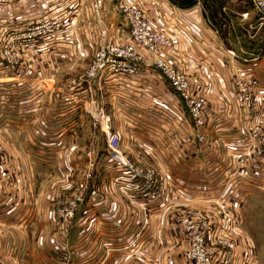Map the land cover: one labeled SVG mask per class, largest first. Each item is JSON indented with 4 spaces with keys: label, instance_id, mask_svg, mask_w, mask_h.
Wrapping results in <instances>:
<instances>
[{
    "label": "crops",
    "instance_id": "1",
    "mask_svg": "<svg viewBox=\"0 0 264 264\" xmlns=\"http://www.w3.org/2000/svg\"><path fill=\"white\" fill-rule=\"evenodd\" d=\"M94 1L0 7V264H188L183 226L199 218L231 239L239 259L261 264L256 244L237 237L248 209L232 208L225 198L249 179L244 139L254 121L264 127V84L248 107L236 106L235 75L247 61L227 54L200 5L184 10L169 0H124L168 39L162 56L199 84L204 127L194 130L184 102L149 65L137 76L102 74L73 86L105 40L129 38L119 0H100L98 13ZM46 20L52 34L6 43ZM21 88H28L25 101ZM93 104L111 117L122 157L155 167L162 195L148 205L115 189L117 171L91 119ZM253 161L252 176L264 183V155ZM211 163L215 175L187 178ZM206 182L230 191L193 195ZM167 186L174 190L168 195ZM76 200L74 217L60 219V206Z\"/></svg>",
    "mask_w": 264,
    "mask_h": 264
},
{
    "label": "built area",
    "instance_id": "2",
    "mask_svg": "<svg viewBox=\"0 0 264 264\" xmlns=\"http://www.w3.org/2000/svg\"><path fill=\"white\" fill-rule=\"evenodd\" d=\"M16 0H0V5L12 3ZM250 11L239 14L241 19L250 20L254 14L258 15V26L264 23V0H251ZM94 9L98 13L102 8V2L95 0ZM116 9L122 16L127 27L129 38L127 40H105L93 53L88 67L82 76L72 78L73 86L79 85L80 80L94 79L102 74L116 76H137L141 66H152L167 80L170 87L184 102L189 114L191 124L196 131L204 127L205 97L200 90L199 84L192 82L183 72L178 70L171 62L162 56V51L168 47V39L164 34L154 29L142 9L124 0L116 2ZM55 31L51 20H46L29 30H24L20 35L11 37L7 44L14 40H20L27 34L30 36H47ZM228 55L247 61L239 67L235 75V103L240 109L249 106L255 92L260 90L259 78L255 75L252 60L243 59L238 52L232 48H226ZM240 52H243L240 49ZM146 55H145V54ZM2 54L7 58L9 51L5 48ZM91 119L94 126L101 131L106 147L107 158L115 165L117 173L113 176V182L120 187L124 195H131L134 186L133 180L138 177L130 164L122 157L120 152V138L112 128L111 117L104 114L102 110L93 104ZM253 140L252 148L257 156L264 155V131L258 132ZM76 201H69L60 206L57 211L58 217L70 221L74 217L77 208ZM203 218L186 220L183 233L189 240L188 262L189 264H232L230 261L234 249L232 241L227 236H221L220 230H209ZM234 258V256H233ZM237 264H248L237 259Z\"/></svg>",
    "mask_w": 264,
    "mask_h": 264
},
{
    "label": "rangeland",
    "instance_id": "3",
    "mask_svg": "<svg viewBox=\"0 0 264 264\" xmlns=\"http://www.w3.org/2000/svg\"><path fill=\"white\" fill-rule=\"evenodd\" d=\"M240 1L241 0H230L229 4L235 5L237 4L236 2H240ZM128 3H131V2H128ZM230 12L233 13V11H230ZM11 18H12V12L9 11L8 13H6V19L9 20ZM1 20H2V11H0V23L2 22ZM231 20H233V23L230 28L236 29V27H238V25L240 24L239 21H237L235 17H232ZM241 20H247V19H241ZM251 63L254 68L255 75L259 78L260 83L264 84V47H263L261 58ZM21 90H22L21 91L22 101H25L29 97L28 88H21ZM38 91L40 92V88H38ZM256 121H254L253 124L250 126L247 132V135L244 139V143L247 149L246 151H244V157L242 158L244 159L243 161H244V164L246 165L247 175H248V172L250 173L249 179H248V176H246L247 181H245L244 184L237 185V186L235 185L233 187L234 188L233 193H231V195H226L225 201H229L230 202L229 205L232 208L236 207L237 209L238 208L248 209V211L245 213L244 225L238 232L237 237L243 236L244 239L248 243H251V245L256 244L258 256H260L259 258L260 262L261 264H264V222H263L264 183H259L257 178L254 179V177L252 176V169H253V164H254L253 160L257 158V155H256L257 152L255 151L254 148L251 147V145L253 144V140L256 143L255 135L258 132L264 131V127H262V125ZM103 144L104 142L102 140V145ZM129 164L132 167V169L136 172V174L138 175L136 180L135 179L133 180L134 186L137 185V188H135L131 194L133 195L134 202H136L135 199H138V200L141 199L138 202H143V204L148 205L149 202L151 201L147 199H150V198L155 199L156 195H162L160 188H159V184L157 182V173H156V169L154 166H147V167L141 166L140 162H129ZM214 169L215 168L212 163L205 165V167L201 169L198 175L195 169H191L192 173L187 174L189 175L187 178L190 179V177H196V176L199 177L200 175L207 177L208 175L214 172ZM216 173L217 171L213 173V175H215ZM213 177L215 178V176ZM209 180H212V178ZM189 187H190L189 184H186V185L183 184L179 186V188H185L186 190H188ZM199 187L200 189L196 190L193 193V195H223L228 190V189L225 190L226 188L225 184L216 185L214 183H208V182L202 183ZM179 188L177 189L180 191ZM115 189L118 192L122 193L118 185H115ZM167 190H168L166 192L167 195L169 194V192L172 193L174 191L171 186H167ZM178 190H177V193H179ZM228 191H230V189ZM260 193H261V196L259 195ZM184 237L189 243V240L186 234L184 235ZM237 237L235 239H237ZM231 254H232V258L230 261L232 262V264H237L236 261L239 256L238 252L234 250L233 253Z\"/></svg>",
    "mask_w": 264,
    "mask_h": 264
},
{
    "label": "trees",
    "instance_id": "4",
    "mask_svg": "<svg viewBox=\"0 0 264 264\" xmlns=\"http://www.w3.org/2000/svg\"><path fill=\"white\" fill-rule=\"evenodd\" d=\"M169 1L184 10L200 5L206 22L218 32L226 48L236 50L243 59L252 60L254 58H261L264 47V23L258 26L257 14H254L250 20H241L239 16L240 13L251 10V0H241L240 2H236L237 4L235 5L229 4L230 0ZM230 11H233V13ZM232 17H235L240 23L236 29L230 28L233 23ZM240 49L243 52H240Z\"/></svg>",
    "mask_w": 264,
    "mask_h": 264
}]
</instances>
